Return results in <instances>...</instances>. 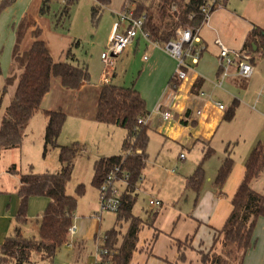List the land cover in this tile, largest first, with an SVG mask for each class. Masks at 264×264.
I'll list each match as a JSON object with an SVG mask.
<instances>
[{
    "label": "crops",
    "instance_id": "1",
    "mask_svg": "<svg viewBox=\"0 0 264 264\" xmlns=\"http://www.w3.org/2000/svg\"><path fill=\"white\" fill-rule=\"evenodd\" d=\"M230 1H233L234 9L228 7ZM38 2L35 12H39L43 0ZM135 7L136 3H126L125 0L121 4L111 2L104 8L101 16L102 20H107L103 30L107 31L109 35L113 25L119 22V14L123 11L135 10ZM38 12L31 16L30 9L26 8L21 14V20L25 16H30L36 26L42 30L41 39L47 44L55 61L70 62L66 56V51L69 48L58 51L57 45L50 42V39L45 36V32L39 26L43 18L38 17ZM215 12L217 29L211 23L207 26L208 29L214 30L217 35L220 33L224 39L223 24L243 30V42H238L240 50L244 47L243 43H245L248 32L254 26L264 28V0H224L221 7ZM56 18L59 21L63 19L61 12L56 15ZM12 27L16 40L15 23ZM119 27L123 30L124 24H120ZM33 28H30L25 35L21 46L22 50L27 49L25 45L26 47L31 46L34 40L32 37ZM201 40L206 49L199 56L197 62L192 56L187 57L190 70L188 79L185 81L177 82L174 79L176 61L173 57L163 49L156 47L151 41L138 37L113 61V64H118L120 67L124 64V73L120 75L112 67L107 75L104 70L95 78V73L92 72V79L90 74V80L75 90L63 86L60 78L53 77L49 92L52 91L44 96L41 103L43 110L62 111L66 114V121L62 129L65 131L71 128L73 119H78V124L85 121L90 124L98 122L96 114L103 85L113 83L122 87H134L146 101L148 111L149 109L154 111L153 115L158 118V121L155 122L159 123L157 133L165 136L162 147L166 146L171 153L174 152V155L171 156L177 158L176 160L190 161L185 174L174 177L175 179L169 184L172 188V196L175 197L173 201L169 199L170 206L162 208L164 200L157 198L163 203L161 208L153 209L149 206L147 212H150L145 217L138 216L144 223L139 232V241L130 264H202L201 253L210 250L216 232L224 226L232 211L233 197L245 176V165L254 149L243 161L235 162L233 158V170L220 191L214 184L216 176L209 179L208 183L204 178L200 189H194L189 185V177L202 162L205 152L207 150L216 151L211 147V144L228 110L227 107L231 106L230 102L226 101L228 96H247L255 82L254 77L257 70L264 73L263 52H255L256 47L254 46L253 59H251L254 67L252 77L241 78L237 75L235 68H232L231 74L219 86L218 80L221 74L219 51L207 52V41L203 34ZM105 41L103 45H105ZM236 46L234 47L237 48ZM12 64L11 74L15 71L13 61ZM239 79L250 82L249 88L243 90L238 82ZM15 84L11 88L15 89ZM217 103L223 104L225 109L220 110ZM158 107L169 111L173 115L172 118L164 120L162 115L158 114ZM198 111L201 113L199 114ZM149 112L152 114L151 111ZM71 115L73 117L70 123ZM147 126L149 128V121ZM183 152H189L190 156L184 155L181 158ZM220 166L217 168V172ZM174 172L175 170H172V174H170L173 176ZM204 173H206L205 170ZM10 175L14 176L8 168L0 171V250L4 240L13 234L17 226L21 227L25 237H37L39 235V220L51 201L46 196H31L25 210L26 222L19 223L18 215L24 206L22 198L18 194L20 178ZM262 176L261 174L254 179L252 187L264 195V186L260 183ZM11 178H14V183ZM141 181H143V176ZM139 189L140 186L137 192ZM182 196L185 200L182 205H179ZM160 197L162 196L160 195ZM156 212L157 214L154 216ZM101 214L100 212L95 213L90 219L75 215L73 219L74 232L69 234L68 242L57 250L53 261H49L42 254L35 252L29 263L99 264L98 237L103 236V216ZM254 239V246L247 253L243 264H264V217L258 219ZM185 242L188 245L184 246L185 244H183L182 246V243Z\"/></svg>",
    "mask_w": 264,
    "mask_h": 264
},
{
    "label": "trees",
    "instance_id": "2",
    "mask_svg": "<svg viewBox=\"0 0 264 264\" xmlns=\"http://www.w3.org/2000/svg\"><path fill=\"white\" fill-rule=\"evenodd\" d=\"M50 0H43V13ZM61 18H69L71 4L68 0ZM112 0H94L92 19L95 25L101 19L103 10ZM130 2V0H128ZM135 17L145 15L144 30L150 40L168 42L176 37L180 26L203 27L204 18L200 6L204 0H135ZM178 10L173 12L172 6ZM194 16L193 18H190ZM33 42L22 50V42L30 28ZM42 30L36 26L30 16H25L16 28V40L12 52L15 71L6 78L3 92L14 86L15 92L2 117L0 127V151H11L21 148L26 136V129L35 116L41 111L44 96L51 88V79L60 78L63 86L78 89L90 80V73L84 66L68 61H55L47 44L41 39ZM262 51L264 55V28L254 26L247 34L242 50ZM71 55L69 49L66 56ZM1 72V61H0ZM236 100L227 110L224 118L232 119L235 115ZM47 116L45 130V151L49 147L60 149L61 168L54 174H21L17 164L9 169L12 174L20 176L18 194L23 201V209L18 215V222H26L25 210L31 196H46L51 199L48 207L39 220V235L25 237L20 226L7 237L0 250V264H25L31 262L33 253L37 252L53 261L57 250L68 242L70 228L78 206V197L67 192L71 179L74 161L79 155L77 144L60 146L59 136L66 121L62 111L44 110ZM150 112L146 101L134 87H122L113 83L103 85L98 100L96 120L106 125H115L127 130L122 153L101 158L94 164L95 177L93 186L100 188L110 170L120 167L130 173V178L121 198V208L115 225L103 236L98 237L99 264H130L139 241V232L144 221L135 216L133 207L137 201V190L146 167L147 146L149 142L147 124H139L141 117L148 118ZM140 151V152H139ZM213 154L206 151L202 162L189 177V185L200 189L203 184L204 162ZM234 167V160L228 154L220 166L214 184L218 191L222 189ZM245 176L232 200V211L224 226L216 232L214 242L208 252L201 253L202 264H243L249 250L254 246V231L260 217H264V195L252 187L254 179L264 173V144L259 142L246 162ZM83 185L77 188L78 195H83ZM157 212L154 214L156 216ZM104 238V239H103ZM181 244V243H180ZM106 251V253H104Z\"/></svg>",
    "mask_w": 264,
    "mask_h": 264
},
{
    "label": "rangeland",
    "instance_id": "3",
    "mask_svg": "<svg viewBox=\"0 0 264 264\" xmlns=\"http://www.w3.org/2000/svg\"><path fill=\"white\" fill-rule=\"evenodd\" d=\"M38 1L0 0V127L2 117L15 92V89L11 87L7 89L6 93L3 92L6 78L11 74L13 66L12 52L15 32L12 26L15 23V28H17L21 20V14L26 8L30 9L31 16L36 14L38 12H35L36 6L39 3ZM111 2L121 4L123 0H112ZM125 2L127 3L128 0H125ZM132 2L133 0H130L128 3ZM68 3V0H50L43 13L41 12L42 3L38 17L43 18V20L39 26L45 32V36L50 39V42L57 45L58 51L67 50L68 48L71 50V55L68 57L70 62L79 63L81 66L86 67L91 74V79L92 72L93 74L95 73L96 78L105 70L103 54L108 46V32L103 30V28L107 20L100 19L98 24L95 25L91 16L93 0H76L71 4L69 18L59 21L56 15L62 12ZM228 7L230 9L235 8L233 1H230ZM215 17L216 12L214 11L210 23L217 29ZM58 22L59 25H57ZM223 33L226 40L220 33L217 35L214 30L208 29L207 25L202 28L201 35L203 34L207 41V52H220L216 44L217 39H220L229 49L240 50L238 42H243L242 36L244 31L237 27H229L223 24ZM104 40H106L105 45H103ZM25 48L28 49L29 47L25 45ZM112 67L120 75L125 72L124 64L120 67L118 64L112 63ZM19 73L17 69L15 71L17 77ZM254 79L255 82L247 96H228L226 100L230 104L235 101L234 99L237 100L235 115L230 120L225 118L222 120L211 144V147L216 151H213V154L204 162L205 181L207 183L209 179L216 176L217 168L222 165L228 154L234 158L235 162L243 161L259 142L264 144V73L257 70ZM238 82H240L243 90L248 89L250 86V82L246 80L239 79ZM247 82L248 85H246ZM43 111L42 109L36 113L30 121L21 148L11 151H0V171L7 168L9 170L11 165L16 163L21 174H54L59 172L61 168L59 162L60 149L58 147H49L45 151L44 136L47 126V116ZM149 111L152 114H150L147 132L149 142L147 146L146 167L143 171V181L139 183L138 198L133 207L135 215L144 217L150 212H147L150 199L162 198L164 200L162 208L170 206L169 199L173 201L175 197L172 196V188L169 184L175 179L174 177H180L185 174L187 164H190L188 160H176L177 158L171 156L174 155V152L171 153L170 149L166 146L162 147L165 136L163 137L157 133L159 123L155 122L158 121V118L153 115L154 111L150 109ZM72 117V115L69 117L70 123ZM78 123V119L72 120L71 128L61 132L58 144H77L79 146V155L74 161L72 176L67 185V192L72 196L78 197L75 215L90 219L95 213L101 211L99 191L92 184L95 177L94 164L102 157H111L122 153L123 141L127 136V130L119 126H108L99 124L98 122H94L93 124L86 121L81 124ZM183 154L190 156L189 152H183ZM172 170H175L173 173L175 175L173 176L171 175ZM13 175L10 176L20 178L18 174ZM262 175L260 183L264 186V173ZM14 178H11L13 183ZM80 185H83L85 189L83 195H78L77 193V188ZM184 200V196H182L179 205H182ZM101 215L103 216L102 230L104 236L115 225L117 215L110 212H103ZM183 244H185L184 246L188 245L187 242L182 243V246Z\"/></svg>",
    "mask_w": 264,
    "mask_h": 264
},
{
    "label": "built area",
    "instance_id": "4",
    "mask_svg": "<svg viewBox=\"0 0 264 264\" xmlns=\"http://www.w3.org/2000/svg\"><path fill=\"white\" fill-rule=\"evenodd\" d=\"M134 1V0H133ZM224 0H204L200 6V14L203 15L205 25L210 24V19L214 11L221 7ZM178 8L174 4L172 11H177ZM191 16L190 18H193ZM145 15L141 17L134 16V9L123 11L119 14V22L115 23L108 35V46L103 55L105 62V73H109L112 69L114 59L128 48L138 37H143L147 41H151L156 47L163 49L167 54L173 57L176 61V69L174 72V79L177 82H182L188 79V72L190 65L187 62V57L192 56L197 62L199 56L205 51V46L201 40V27L180 26L176 30V37L168 42L152 41L144 30ZM124 24V29L121 30L119 25ZM218 45L219 60L221 66V74L218 80V85L221 86L222 81L231 74V69L235 68L238 76L244 79H249L254 73V67L251 62L253 59V52L244 50H232L226 47L220 39L216 40ZM220 110H224L225 106L217 103ZM158 114L162 115L164 120L172 118L169 111H164L158 107ZM200 114L201 111H198ZM149 118L141 117L139 124H147ZM140 152V151H139ZM184 154L181 155V158ZM130 178L128 171L122 170L120 167H115L109 171L104 178L99 191L101 211L118 214L121 208V198L125 191ZM163 205L159 199H150L149 206L153 209L161 208ZM74 232V227L70 228L69 234ZM105 238V236H103ZM103 238V239H104ZM99 247V244H98ZM106 253V251H104Z\"/></svg>",
    "mask_w": 264,
    "mask_h": 264
}]
</instances>
